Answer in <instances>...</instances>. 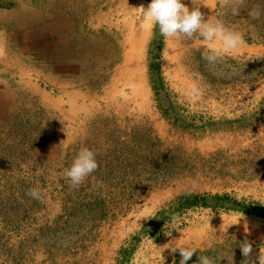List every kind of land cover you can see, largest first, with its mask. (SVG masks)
I'll list each match as a JSON object with an SVG mask.
<instances>
[{
  "label": "rangeland",
  "instance_id": "1",
  "mask_svg": "<svg viewBox=\"0 0 264 264\" xmlns=\"http://www.w3.org/2000/svg\"><path fill=\"white\" fill-rule=\"evenodd\" d=\"M149 2L73 0L70 44L40 60L67 69L26 68L12 83L20 91L0 120V264H162L169 240L197 249L187 264H242L245 240L264 264V15H248L261 0H244L238 15L240 0H198L205 19L243 34L215 65L198 35L165 39L158 28L142 63L128 64ZM82 147L98 168L71 188L64 169Z\"/></svg>",
  "mask_w": 264,
  "mask_h": 264
},
{
  "label": "clouds",
  "instance_id": "2",
  "mask_svg": "<svg viewBox=\"0 0 264 264\" xmlns=\"http://www.w3.org/2000/svg\"><path fill=\"white\" fill-rule=\"evenodd\" d=\"M192 4L191 9L183 0H150L147 7H139L144 17L148 28H158L159 34L165 39L188 38L198 35L207 43V49L203 53V58L210 64L215 65L230 53L236 52L244 43L243 34L235 29H232L219 18L205 19L204 13L200 10L201 3L198 0H189ZM244 0H240V4L231 10L232 15H238L243 7ZM264 0L261 4L252 7L248 15L252 19H258L264 15ZM242 69L238 70V74L242 75ZM96 153L88 147L80 148L72 159L71 164L64 169V177L68 180L71 188H78L84 180L89 177L98 168ZM25 195L32 199L39 200L41 191L38 188L27 190ZM159 209V205H153L152 213L154 214ZM144 218L141 217L139 221ZM152 218V217H149ZM243 219V215L238 218V223ZM179 217H170L168 230L175 229L179 225ZM235 223V224H236ZM140 224V223H139ZM141 225V224H140ZM165 234V233H164ZM166 236L170 235V231H166ZM238 247L244 257L248 258L242 264H254L251 259L252 245L248 241L239 244ZM162 252L168 249L170 254L179 252L181 259L179 264H187L197 249L177 243V240H169L162 247ZM161 256V262L164 264V258ZM224 257L219 258L220 261ZM261 264V257H259ZM197 264H216V262L204 255H199ZM233 264V255L231 262Z\"/></svg>",
  "mask_w": 264,
  "mask_h": 264
},
{
  "label": "crops",
  "instance_id": "3",
  "mask_svg": "<svg viewBox=\"0 0 264 264\" xmlns=\"http://www.w3.org/2000/svg\"><path fill=\"white\" fill-rule=\"evenodd\" d=\"M74 23L73 0H0V120L8 101L20 91L14 93L12 83L24 78L26 68L36 76L44 75L41 68L63 70V62L40 60L44 52L70 44ZM26 55L31 63L26 64ZM20 87L23 93L24 82Z\"/></svg>",
  "mask_w": 264,
  "mask_h": 264
},
{
  "label": "bare ground",
  "instance_id": "4",
  "mask_svg": "<svg viewBox=\"0 0 264 264\" xmlns=\"http://www.w3.org/2000/svg\"><path fill=\"white\" fill-rule=\"evenodd\" d=\"M143 28H144L143 31L140 30L141 32H139V33H133V32L131 33V39H130V43H129L131 47H130L128 54L126 55V59H127L128 64H138L139 65L141 62V57L143 54L142 50H144L143 46H142L143 45L142 42L145 40V37L147 38L148 30H149V28L146 26L145 22H144ZM135 72H138V71L136 70ZM141 86L142 85H141L140 81L135 86L133 83L131 84L132 89L138 90V89H140Z\"/></svg>",
  "mask_w": 264,
  "mask_h": 264
}]
</instances>
